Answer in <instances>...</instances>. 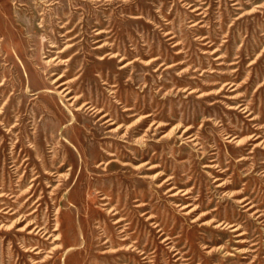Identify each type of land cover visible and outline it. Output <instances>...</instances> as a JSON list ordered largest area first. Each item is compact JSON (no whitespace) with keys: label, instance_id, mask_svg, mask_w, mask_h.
<instances>
[{"label":"rangeland","instance_id":"obj_1","mask_svg":"<svg viewBox=\"0 0 264 264\" xmlns=\"http://www.w3.org/2000/svg\"><path fill=\"white\" fill-rule=\"evenodd\" d=\"M0 264H264V0H0Z\"/></svg>","mask_w":264,"mask_h":264},{"label":"bare ground","instance_id":"obj_2","mask_svg":"<svg viewBox=\"0 0 264 264\" xmlns=\"http://www.w3.org/2000/svg\"><path fill=\"white\" fill-rule=\"evenodd\" d=\"M59 93L61 94L62 93V91H59ZM116 222H119V220H117ZM122 222V221H121ZM245 244V243H244ZM74 246V245H73ZM73 248V247H72ZM50 254V253H49Z\"/></svg>","mask_w":264,"mask_h":264}]
</instances>
